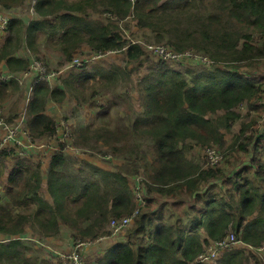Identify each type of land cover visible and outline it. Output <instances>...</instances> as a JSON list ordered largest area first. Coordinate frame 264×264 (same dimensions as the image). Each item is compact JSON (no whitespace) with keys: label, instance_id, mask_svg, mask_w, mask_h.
<instances>
[{"label":"trees","instance_id":"obj_1","mask_svg":"<svg viewBox=\"0 0 264 264\" xmlns=\"http://www.w3.org/2000/svg\"><path fill=\"white\" fill-rule=\"evenodd\" d=\"M27 1L31 7L32 0H0V5L8 8ZM33 8L36 17L28 25L21 18H11L8 30L3 32L7 37L0 48V64L6 63L9 72H22L30 66L29 59L17 56L24 47L42 59L43 43L56 45L66 61L76 56L84 44L92 51L121 49L129 42L124 38L127 21L123 29L115 21L104 19L102 14L106 12L116 15L119 21L132 13L137 30L149 33L158 42L166 41L177 51L195 49L205 53L217 64L198 69L154 60L153 69L140 82L142 107L133 123L131 119L124 130L98 124L81 126L75 131L76 147L93 151L95 146L92 150L90 147L96 143L107 147L104 153L113 156L124 151L120 144L129 137L148 138L152 160L143 166L144 175L140 168L133 173L107 170L58 151L53 154L48 170L47 189L52 198L49 201L41 193L42 163L17 159L5 191L0 193V264H61L60 259L53 262L30 256L34 249L24 241L28 237L26 228L31 227L42 241L59 236L63 224L72 238L96 239L106 235L111 220L134 211L132 179L139 176L143 177L141 192L147 205L121 235L123 239L99 255L89 258L87 253V264H193L206 245L231 231L246 244L262 245L264 160L257 154L250 166L227 179L233 191L213 200L215 206L207 208L204 221L193 220V229L183 226L175 206L167 210L169 213H165L164 205L156 210L149 208L148 194L172 193L182 184L191 190L197 188L207 170L195 175L199 166L187 155L193 146L204 149L216 146L224 152L226 160L229 151L226 153L222 148L226 149V134L241 116L238 108L248 102L250 109H262L259 98L264 76L242 70L241 64L264 59V0H138L134 5L130 0H37ZM98 13L102 14L96 17ZM125 54L130 65L135 61L141 63L145 52L141 45L131 43ZM47 66L49 70L52 67ZM94 68L92 74L79 67V73L72 72L54 86L47 81L34 84L26 111L27 129L33 138L53 137L57 120L46 113L49 100L63 102L68 93H74L76 98L85 97L86 83L91 78L93 82H102V86L117 83L122 70L116 66L108 70L100 65ZM20 87L17 80L3 81L0 77V105ZM89 89L90 97L97 95L96 83ZM256 132L255 120L242 122L240 134L229 149L247 151L253 144L254 152H264V132L255 137ZM6 157V152H0V164L4 165ZM208 165L205 159V169L213 173L221 166ZM72 204L76 207L72 208ZM205 205L213 204L209 201ZM174 212L177 217L173 222ZM198 225L205 227L209 239L202 241L195 231ZM263 261L242 247L225 251L218 264H264Z\"/></svg>","mask_w":264,"mask_h":264},{"label":"built area","instance_id":"obj_2","mask_svg":"<svg viewBox=\"0 0 264 264\" xmlns=\"http://www.w3.org/2000/svg\"><path fill=\"white\" fill-rule=\"evenodd\" d=\"M36 1L37 0H32V12H34L33 6ZM137 1L138 0H130L132 5H134ZM103 15L105 18L115 21L123 29L124 27L122 26V23L129 21V19H133L134 17L131 13L125 20L119 21L118 17L112 13L106 12L103 13ZM10 19L11 18L8 15L0 11V31L6 32L8 30ZM124 38L129 42L121 49H107L91 51L89 53L79 52L70 61L63 59L64 65L62 67H51L50 70L43 60L33 57L30 66L25 71L16 73L7 71L1 73L0 77L3 81L15 79L19 82L20 86L30 80L31 85L29 87V94L27 98V101H29L32 98L33 86L35 83L39 81H47L54 86L56 83L61 81V78H65L72 69L82 67L83 64L86 63H99L122 52L125 53L131 43L141 45L145 52L143 56H146L147 54L156 60H164L174 64L202 66L205 68H212V66H216L217 64V61L209 55L193 49L177 51L165 43L142 42L140 40L132 39L130 36H125ZM259 103L261 104L262 109L259 111L257 124L258 132L255 133V137L259 133L264 132V85L259 98ZM239 108L246 110L247 112L250 111L248 102H244ZM5 116L6 113L4 106L0 105V152H6L8 157L24 159L29 156L30 150L34 148L39 150L37 155L38 162H41L48 153L54 154L58 151H64L66 154H69L70 156L73 155L77 158L88 155L90 152L94 154V151H89L83 147H76L74 145L76 131L75 125L66 115L56 119L57 122L53 137L43 139L33 138L28 130L24 131V138L21 137L19 129L20 126L15 122H9ZM63 145H65V149H62ZM203 152L205 159L209 164L208 166L210 167L221 165V163L225 160L224 152H220L217 147H207L203 150ZM105 159L113 160L114 156L111 153H108L105 155ZM142 180L143 177H137L134 185L136 196V207L134 211L121 219L111 220L107 226L108 233L106 235H102L96 239L73 238L72 249L69 252L59 255L61 264H87V251L89 248L95 247L104 239L119 236L123 231L127 230L132 225L141 209L147 205V200L141 192ZM241 243L242 240L236 236L234 231H231L224 238L212 240L208 245H206L204 251L196 257L194 264H218L219 258L225 251L238 248V245ZM245 248L247 251H253L264 260V243L257 247L246 244Z\"/></svg>","mask_w":264,"mask_h":264},{"label":"crops","instance_id":"obj_3","mask_svg":"<svg viewBox=\"0 0 264 264\" xmlns=\"http://www.w3.org/2000/svg\"><path fill=\"white\" fill-rule=\"evenodd\" d=\"M25 4L28 5V1L22 5L11 6L8 8L2 7L0 5V11H2L4 14L8 15L10 18L17 17V18L23 19L25 21V23L28 25L29 22L32 20V18H30L29 14L27 13V11H25V9H24V11L22 10V8H25ZM6 37L7 36H5V33L0 31V48L4 45V43L6 41ZM91 51H92L91 47L87 44H84L82 46L80 52L81 53H87V52H91ZM41 52H42L41 54L44 58L48 57L44 53V49ZM119 55L120 54L113 56L111 58H108L107 60L102 61V63L106 64L109 61H112V62L118 61V62H116V66H122V65H120V62H122L123 59L119 58ZM17 56L27 58L30 61L32 60L33 57H35V55L30 50H28L26 47L22 48L17 53ZM57 56H59V60L62 59L61 61H63L64 57H63V53L61 50L57 51ZM47 60H48L47 62L50 66L53 67L55 65V62L51 60V55H50V58L48 57ZM106 61H108V62H106ZM124 61H126V57H125ZM3 72H7L6 63H4V62L0 64V73H3ZM30 85H31V81L30 80L26 81V83H24V85H22L18 91L11 94V96L3 104L4 109H5V113H6V119L9 122L17 123L20 126L19 129H20L21 137H23V138H24V131L28 130L27 129L26 111H27V105L29 102V101H27V98H28V94H29ZM105 97H106V99H109V101L113 102V98H110L111 94H109ZM13 100H16V102L18 100L19 104L16 108L11 109L12 108L11 105H13L12 104ZM70 100L71 99H70L69 93L67 94V97L65 98V100L63 102H57L54 100H49L47 103V106H46V113L50 116L55 117L56 119H58L57 117L67 115V112L70 114L73 113L70 116V120L75 125V129L78 130L80 125L76 124L75 120L77 118V115H76V113L73 112L76 110L75 107L77 106V103H75V107H73L71 105L69 106ZM106 103L108 104V100L106 101ZM249 110L250 111L247 112L246 110H242V109L238 108V111L241 114V116L238 119L237 123L233 126V128L238 124L241 125L242 122H248V120L249 121L252 120V118H250V117H251V115H254L256 112H258V114H259V110L256 111V110L250 109V108H249ZM100 111H101V109H100ZM138 111L139 112L141 111V107L139 108ZM90 114H92L96 117L95 113L91 112ZM11 117H12V119H10ZM86 117H87V120H92V121H89V123L96 122V120H94L93 117H91L90 115L87 114ZM240 129H241V127H239V129L236 128V130H233L236 133V138L240 134ZM226 139H227L226 148L229 149V146L234 142V140L231 142V138L229 137V133L226 134ZM139 140H145V138H142ZM203 149L204 148H202L201 146L194 145L193 148L190 150V152L187 154L188 157L190 158L189 160L193 161L197 166H199V169L195 175H198L202 171L207 170L206 176L202 177L200 179L197 188L191 190L188 187V185L182 184L181 187L177 188L172 193L164 194V193L151 191L148 194V198L150 199L149 200V208H151L152 210H156L157 208L164 205L166 207L165 213H167L168 209L175 206V209L177 208L179 210L178 217L182 220L183 226L186 229H193V220L194 219H196V221L199 223L204 221L205 211H207V208L210 206H215L214 205L215 203H213V200H217L219 196L223 197L227 194H230L231 191H233V189H231L232 188L231 182H226L227 179L230 177H233L234 175H236L240 172H242L245 167L250 166L253 155H254L253 144H250L247 147V149H246L247 151L242 150L240 148L229 149V156L227 157V159L221 164V166L217 170H214L215 173H213L210 171L211 169H205V167H204ZM232 150H235V151L232 152ZM38 151L39 150L36 148L31 149L29 156L24 158V159L30 163L38 162V159H37ZM52 156H53V154L48 153L41 161V163H42L41 170H42V175H43V183H42V187H41V193L49 201H51L52 198H51V196L48 192V189H47V181H48L47 173L49 170V166H50ZM73 157H75V156H73ZM81 158L86 159L87 161H89L92 164L99 166L101 168H104L107 170H113V168L111 166H109L105 163L103 164L101 162L100 158L96 155H91V156L85 155V156H82ZM17 159L18 158H15V157H8V158L6 157L4 160L5 165H7L6 171L4 172V169H3V173L1 174L2 175V181L4 182V186L7 184V178L9 176V173L16 166ZM116 160H119V159L114 158L113 162L116 163ZM151 160H152V158H151ZM139 168H140L141 172H142V170H144V167H139ZM234 180H236V179H234ZM132 182H133L132 185L134 186L136 183V180L132 179ZM242 182H243V180H241V183ZM4 186L2 187V185L0 184V193H2L4 191ZM166 188H170V186L166 187ZM235 199L237 200L238 197L236 196ZM209 201L213 205H207L206 206L205 202L208 203ZM174 214H175V212H174ZM254 216L255 215L249 217L248 220L252 219ZM168 217H169V215H168ZM176 217H177V214L171 216L173 222L176 221ZM245 225H246V223L244 224L243 228L245 227ZM66 227L67 226L65 224L62 225L61 234L63 236H65V238L68 237L70 240L66 241L64 237H63V240H58L57 238L59 236L58 237H49L46 240L49 243H51V242L56 243V246H55L56 248L53 249V253L55 255L54 256L55 259L52 260L53 262H58L59 255L61 253L69 252L72 249V239L73 238L69 235V233H63V231L66 230ZM29 229H30L29 227L26 228V231H25L27 233L26 236H28V238H31V239L37 241L38 237L36 235L30 233ZM195 231L199 235H201L202 241L210 238L208 232L205 230V227H200L198 225L197 228H195ZM120 239H123V238L121 236L110 237V238L104 239L102 242L97 244L95 247L89 248L87 251L89 258L96 256V255H99L100 253L104 252L107 247H109L114 242H116L117 240H120ZM39 241H42V240H38L37 242H39ZM245 245H246V243L243 242V240H242V243L238 245V248L245 247ZM193 264H194V262H193Z\"/></svg>","mask_w":264,"mask_h":264},{"label":"rangeland","instance_id":"obj_4","mask_svg":"<svg viewBox=\"0 0 264 264\" xmlns=\"http://www.w3.org/2000/svg\"><path fill=\"white\" fill-rule=\"evenodd\" d=\"M24 9H25V11H27L30 18L36 17V13L32 12V8L30 6H28L27 4H25V8H22L23 11H24ZM99 14H102V13L96 14V17L100 16ZM102 16L104 19H106L103 14H102ZM124 24L125 23H122V26L125 27ZM126 24H127V26L125 27V29H126L125 30L126 31L125 36L126 37L130 36V38L135 39V40H140L142 42H150V43H152V42L153 43H165L166 42V41L158 42L153 37H152L153 38L152 39L150 37L149 33L137 30V28L134 26L135 22L132 20V18L129 19V21H127ZM41 49L42 50L44 49V53L49 58L51 55V60L55 62V65L53 67H57V66L62 67L64 65V63H63L64 60L63 61H61L62 59L59 60V56H57V51H59V49L57 48L56 45H52V44L47 45V44L43 43L41 46ZM42 50H40V58H42L40 60H43L44 62H46L48 64V62H47L48 57L44 58L42 56V54H41ZM193 50H195V49H193ZM87 53H89V52H87ZM125 57H126V61H124ZM119 58L123 59V61L120 62V65H122V66H116V62H118V61H114V62L106 61V62H108L106 64H103L102 62L94 63V64L86 63V64H83V66L81 67L84 69L87 68L88 69L87 72L88 73L91 72L92 74L95 72L94 67L98 66V65L102 66V68H104L105 70H108L113 66L119 67L122 70L119 72L120 78H119L117 83H108L107 85L102 86V84H103L102 82H93V79L91 78L86 83L87 89L84 93L85 97L76 98L74 93H70V99L71 100H70L69 106L71 105V106L75 107V103H77V106H76L77 108L75 107L76 110L73 112L76 113V115H77V118L75 121H76L77 125H80V127L85 126V125L105 124V125H109L111 128L118 127V128H122L124 130V128L126 129V127L129 125L131 119H132L131 123H133V121L138 117V115H139L138 110L140 107H142V100H141L140 93H139V89L141 88L140 82H142L143 77L148 74L149 70L153 69L152 62L156 59H154L151 56H148L146 54V56H142V58H141L142 62L141 63H140V61H135L134 63L129 65L127 63V55H125L124 52L120 53ZM173 66H178V65L174 64ZM190 66L196 67L198 69L199 68H205L202 66H195V65H190ZM212 67H215V66H212ZM177 68H180L181 70L186 69L185 67H177ZM208 68H210V67H208ZM241 68H242V70H244L246 72H250L251 74H254L255 76H256V74H257V76H261V75L264 76V59L261 61H256V63H254V64H250L248 62H243L241 64ZM80 70L81 69H79V68L72 69L66 75L65 78L66 79L69 78L72 72H78L79 73ZM92 83H96L97 95L90 97L91 90L89 89V86ZM63 84H64V82L62 83V85ZM109 94H111L110 98H113V102L109 101V99H106L105 96H107ZM107 100H108V104L106 103ZM12 104L13 105H11L12 106L11 109H14L18 106L19 102H18V100H17V102H16V100H13ZM100 109H101V111H100ZM91 112L95 113L96 117L94 115L90 114ZM103 112H105V113H103ZM72 114L73 113L70 114L67 112L66 116L70 118V116ZM87 114L90 115L91 117H93V119L96 120V122L89 123V121H92V120H87V117H86ZM57 118H60V117H57ZM250 118H252V120H255L256 123L258 124V119H259L258 112H256L254 115H251ZM239 127H241V125H239V124L236 125L231 130V132L229 133V137L231 138V142L233 140H235V138H236V133L233 130H236V128L239 129ZM248 133H249V135H252V131H249ZM150 145H151V143H150L148 138L145 140H139V138H136L134 136H132L131 138L129 137V140L126 143L120 144V147L122 149H124V151L121 153H118V155H114V158L119 159V160H116V163H114L113 161L111 162L110 160L108 161L107 159H105V155L107 153H104L105 151L103 149H108L107 147H100V145L98 146V144L96 145V143H93L90 148L92 150V147L95 146L94 150H93L94 155L98 156L103 164L105 163V164L111 166L113 168V171L120 170L123 172L133 173L135 168L146 166L151 162L152 155H150V149H151ZM213 147H216V146H213ZM222 150L226 151V153H228V151H229L228 148H226V149L222 148ZM254 154H257V156L261 160H264L263 150H257L256 152H254ZM203 156H204V152H203ZM204 160H205V156H204ZM2 166H3V168H2ZM6 166L7 165H5V162H4V165L2 163L0 164V168L4 169V172L6 171V168H7ZM143 172H144V170L142 171V174H143ZM47 177H48V173H47ZM0 184L2 185V187L4 186V182L2 181V175L1 174H0ZM6 186H7V184L4 186V191H5ZM71 206H72V208H75L76 204H72ZM29 228H30L29 232L37 236V233L31 227H29ZM126 231L127 230L123 231L119 236H121L122 234H125ZM63 233H69V235H70L69 228L66 227V230H64ZM63 237L65 238V236H63L60 233V235L57 239L63 240ZM47 239H45V241L37 242L31 238L26 237L24 239V241L31 243L33 246V249H34V251H32V253L30 254V256L33 255V256L38 257L39 259L43 258V259H47V260L48 259L54 260L55 255L53 253V249L56 248L55 247L56 243L55 242L49 243L46 241ZM65 240L67 241L70 239L67 237V238H65Z\"/></svg>","mask_w":264,"mask_h":264}]
</instances>
